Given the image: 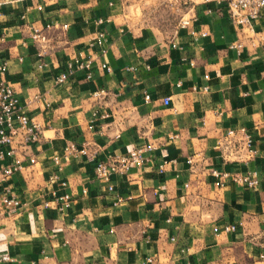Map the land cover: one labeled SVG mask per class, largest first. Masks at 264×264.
I'll return each instance as SVG.
<instances>
[{
	"label": "crops",
	"instance_id": "1",
	"mask_svg": "<svg viewBox=\"0 0 264 264\" xmlns=\"http://www.w3.org/2000/svg\"><path fill=\"white\" fill-rule=\"evenodd\" d=\"M159 1L0 0L3 77L40 124L37 139L15 142L20 169L0 179L17 200L0 204V264H264V7L238 28L221 3L197 2L169 28L146 5ZM97 29L102 45L89 43ZM78 53L91 77L56 82ZM239 126L249 158L239 133L225 136ZM67 142L89 154L57 167ZM136 146L147 147L141 163L94 176L96 160ZM211 169L254 171L257 183L216 185ZM63 193L67 206L43 204Z\"/></svg>",
	"mask_w": 264,
	"mask_h": 264
},
{
	"label": "built area",
	"instance_id": "2",
	"mask_svg": "<svg viewBox=\"0 0 264 264\" xmlns=\"http://www.w3.org/2000/svg\"><path fill=\"white\" fill-rule=\"evenodd\" d=\"M168 4L175 6V9H180L183 6H191L194 3H208L211 1L221 3L224 5L227 11L229 19L238 28L247 27L251 28L252 20L258 17L264 7V0H166ZM98 21H101L98 19ZM189 22L188 17L180 15L178 19V25L186 26ZM45 27L49 26V23L44 24ZM65 23H61V27H65ZM192 34L193 29L189 30ZM40 30L37 27H33L30 32L32 40L39 38ZM200 35L204 34V31L199 32ZM107 39L106 32L103 29H97L93 36L90 37V44L102 45ZM241 43L236 39L230 46L238 49ZM99 66L104 69H109V65L105 61H101ZM90 59L83 58L80 53L73 55L68 61H66L65 68L60 71L55 81L62 82L67 75L73 72L75 69L84 70V78L91 77ZM6 69V63L0 62V179L5 180L14 171H17L21 167V159L16 155L15 142L20 145H28L37 137L40 133V124L34 118L33 115L27 113L25 106L20 102L15 94L11 84L5 80L3 73ZM101 90L95 92L98 94ZM148 97L147 94L144 95ZM162 102L166 104L168 97H162ZM92 118L105 117L107 113L105 111H97L93 109L91 111ZM239 133L236 147L242 148L245 155L249 158L253 155L254 149L251 146V136L243 126L238 128H228L225 132L227 141L230 142L231 135ZM147 147L136 146L125 154L108 156L105 159L96 160L93 164V174L100 181L107 182L111 174L116 172H124L131 165L139 164L144 159V151ZM89 151L86 145H75L72 142H67L63 145L60 155L54 154L52 161L59 167L61 159H67L78 155H88ZM5 159L7 161L3 162ZM29 161L33 160L31 155L27 156ZM188 162L191 158L188 157ZM210 174L213 177V183L221 185L223 181L230 180L234 183L243 184L247 187H252L257 183V177L254 171H246L245 173H230L224 170L211 169ZM55 174L49 175V180H53ZM107 190L111 189V185L107 183ZM8 186L2 185L0 188V204L8 211H12L17 204V200L8 194ZM71 197L68 193H63L58 196H53L52 199L43 201L45 206L49 205V202H54L56 207L61 209L69 204ZM232 224L224 225V229H233Z\"/></svg>",
	"mask_w": 264,
	"mask_h": 264
},
{
	"label": "rangeland",
	"instance_id": "3",
	"mask_svg": "<svg viewBox=\"0 0 264 264\" xmlns=\"http://www.w3.org/2000/svg\"><path fill=\"white\" fill-rule=\"evenodd\" d=\"M146 5L148 6L150 12L153 11V14L163 26L171 28L177 24L180 13H178V9H175V6L168 4L166 0H161L156 4L154 2H150ZM150 12L148 16L152 15Z\"/></svg>",
	"mask_w": 264,
	"mask_h": 264
}]
</instances>
